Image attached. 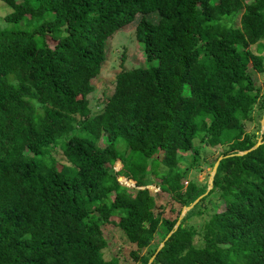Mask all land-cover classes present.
<instances>
[{
  "label": "trees",
  "instance_id": "1",
  "mask_svg": "<svg viewBox=\"0 0 264 264\" xmlns=\"http://www.w3.org/2000/svg\"><path fill=\"white\" fill-rule=\"evenodd\" d=\"M0 1L11 9L0 29V264H122L104 256L107 224L138 264H264V142L236 154L256 143L244 121L264 108L252 77L264 71V0ZM137 15L146 65L117 73L91 115L106 40ZM195 139L222 147L208 191L183 184L179 151L197 154ZM158 192L178 205L174 218ZM211 195L223 210L200 230L185 225Z\"/></svg>",
  "mask_w": 264,
  "mask_h": 264
},
{
  "label": "rangeland",
  "instance_id": "2",
  "mask_svg": "<svg viewBox=\"0 0 264 264\" xmlns=\"http://www.w3.org/2000/svg\"><path fill=\"white\" fill-rule=\"evenodd\" d=\"M250 2L251 0H245ZM10 7L4 2L0 1V29L7 25L4 16L10 12ZM239 13L234 17L235 25L239 18ZM140 16H136L134 21L128 25H125L115 31V33L106 40L105 44V59L102 63L101 69L97 76L91 79L93 90L88 94L89 100L88 106L90 108V114L94 115L101 111L105 104V98L111 96L114 90L115 78L117 73L123 69H131L135 67L146 65L143 46L135 38V26ZM152 22H157L159 17L157 14H147ZM49 46L54 45V41L50 38H46ZM264 43V40H262ZM251 51L257 52L256 45H252ZM264 55V49L261 50ZM251 67V66H250ZM264 68V60H263ZM252 77L255 78L257 85L259 86V96L264 98V71L259 73L252 70ZM188 92V90H186ZM264 108L257 102L251 111V117L249 120L244 121V132L249 134L253 141L257 142L258 138L262 140L263 126L262 119L264 118ZM264 142V141H263ZM262 142V143H263ZM121 143V142H119ZM117 143L120 150L126 152L127 148ZM98 146L103 147L105 144L104 139H100L97 142ZM194 145L198 147V153L195 154L194 150L189 152H181L183 160L180 162L179 167L183 171V184H187L189 180L202 182L209 187V177L212 174V168L216 159L220 156L222 150L221 146L210 147L199 139L194 140ZM52 156L59 161V163H66L65 158L59 148H52ZM148 166L144 183L150 186L153 191H157V184L159 183L158 176L155 174V167ZM109 167V166H108ZM157 204L163 206V216L174 218L176 212L171 211V207L178 208V205L173 203L170 199V195L158 192ZM208 199L207 205L203 209V215L192 216L185 221V225L193 226L195 230H200L205 220H207L215 211L223 210L222 201H216ZM183 216V212L181 213ZM111 219H116L112 217ZM103 233L107 240V246L104 249L105 258L116 257L122 264H138L133 262L129 257L130 246L125 243L124 239L120 236L119 231L111 224L103 226ZM163 240L162 234L158 233L152 240L151 246H159Z\"/></svg>",
  "mask_w": 264,
  "mask_h": 264
},
{
  "label": "water",
  "instance_id": "3",
  "mask_svg": "<svg viewBox=\"0 0 264 264\" xmlns=\"http://www.w3.org/2000/svg\"><path fill=\"white\" fill-rule=\"evenodd\" d=\"M262 123H263V124H262V126H263V131H264V118L262 119ZM262 142H263V141H262ZM262 142H261L260 138H258V141L254 144V146H253L252 148H250L249 150H246V151L240 152V153H236V154H237V155L244 154V153L250 151L251 149L256 148V147L259 146ZM230 155H234V154H230ZM221 159H222V156H219L218 159H217V161H216V162L214 163V165H213V168H212V174H211L210 177H209V187L207 188V191L210 190V189L212 188L214 175H215V173H216L217 166H218L219 161H220ZM202 196H204V194L201 195L200 197H198V198H197L194 202H192L189 206H184V207L182 208L181 213L183 212V216H184V214L186 213V211L190 210V209L193 207V205H194V204H195V203H196V202H197ZM181 213H180V215H179V217H178V220H177L176 223H175L174 229H176V228L178 227V225H179V223H180V220L183 218V216H181ZM174 229H173V230H174ZM171 233H172V231L167 235V237H169V235H170ZM167 237H166V238H167ZM163 244H164V242H162V243L160 244L159 248L162 247ZM159 248H158V249H159ZM153 258H154V256L150 258L149 263L152 262Z\"/></svg>",
  "mask_w": 264,
  "mask_h": 264
}]
</instances>
